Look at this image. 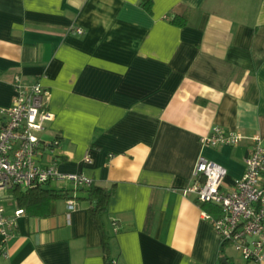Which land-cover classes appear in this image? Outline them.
Listing matches in <instances>:
<instances>
[{
    "label": "crops",
    "instance_id": "crops-1",
    "mask_svg": "<svg viewBox=\"0 0 264 264\" xmlns=\"http://www.w3.org/2000/svg\"><path fill=\"white\" fill-rule=\"evenodd\" d=\"M151 3L0 0V108L16 75L49 91L42 136L60 140L58 169L113 189L102 220L115 264H221V250L253 264L185 189L199 156L226 169V185L243 173L249 141L202 145L214 126L264 138V0ZM186 11L187 25L170 22ZM45 209H22L0 264H105L86 202Z\"/></svg>",
    "mask_w": 264,
    "mask_h": 264
},
{
    "label": "built area",
    "instance_id": "built-area-1",
    "mask_svg": "<svg viewBox=\"0 0 264 264\" xmlns=\"http://www.w3.org/2000/svg\"><path fill=\"white\" fill-rule=\"evenodd\" d=\"M76 32L81 33L80 29ZM14 95L0 108V252L14 236L16 218L23 212L5 213L4 195L13 187L21 190L46 184L55 188H78L92 184V179L79 173L62 172L52 154L60 140L43 138L52 121L48 109L49 91L39 81H25L16 75L12 82ZM249 141L243 157V173L226 185V169L203 156L196 160L192 184L185 189L195 195L198 204L211 205L217 214L202 213L222 245L231 246L240 257L253 264L264 261V138L240 131H226L214 126L201 136L202 145L235 146ZM90 162L88 155L84 156ZM73 203L69 201V208Z\"/></svg>",
    "mask_w": 264,
    "mask_h": 264
},
{
    "label": "trees",
    "instance_id": "trees-1",
    "mask_svg": "<svg viewBox=\"0 0 264 264\" xmlns=\"http://www.w3.org/2000/svg\"><path fill=\"white\" fill-rule=\"evenodd\" d=\"M141 5L148 13H151V0H141ZM190 15L189 11L182 14H173L170 16V22L175 26L183 27L187 25ZM74 192L77 193L74 194ZM10 193L15 206L23 209L30 215L46 214L45 208L49 201L53 199H74L79 202H86L88 205V212L100 236L103 261L105 264H115L110 254V235L106 231L102 220V215L113 194V189H105L94 183L87 187H78L76 189L71 187L55 188L51 187L50 184H46L26 190L13 187ZM200 206L210 214H217L214 208L209 204H200ZM222 251L223 250H221L220 257L221 264H227L222 258Z\"/></svg>",
    "mask_w": 264,
    "mask_h": 264
},
{
    "label": "rangeland",
    "instance_id": "rangeland-1",
    "mask_svg": "<svg viewBox=\"0 0 264 264\" xmlns=\"http://www.w3.org/2000/svg\"><path fill=\"white\" fill-rule=\"evenodd\" d=\"M56 186H57L56 184H52L51 185V187H56ZM78 193H79V191H78ZM4 198H5L4 201H3L4 205L6 207H9L12 204V202H13L12 195L11 194H5Z\"/></svg>",
    "mask_w": 264,
    "mask_h": 264
}]
</instances>
